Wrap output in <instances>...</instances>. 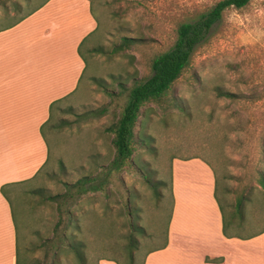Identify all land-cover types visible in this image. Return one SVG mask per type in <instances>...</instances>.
I'll list each match as a JSON object with an SVG mask.
<instances>
[{
    "label": "rangeland",
    "instance_id": "rangeland-1",
    "mask_svg": "<svg viewBox=\"0 0 264 264\" xmlns=\"http://www.w3.org/2000/svg\"><path fill=\"white\" fill-rule=\"evenodd\" d=\"M46 1L0 0V29ZM87 1L96 28L80 46L79 87L52 108L46 165L7 192L21 263L143 264L167 240L176 158H200L214 170L230 229L245 236L263 229L264 0L224 12L169 101L142 110L138 147L120 171L110 168L116 156L108 129L127 91L151 76L154 57L172 48L180 24L221 0ZM85 178L104 189L72 188Z\"/></svg>",
    "mask_w": 264,
    "mask_h": 264
},
{
    "label": "crops",
    "instance_id": "crops-1",
    "mask_svg": "<svg viewBox=\"0 0 264 264\" xmlns=\"http://www.w3.org/2000/svg\"><path fill=\"white\" fill-rule=\"evenodd\" d=\"M95 28L87 0H47L0 29V264H17L19 256L7 192L35 179L46 165L41 128L51 106L79 87L85 69L79 47ZM215 189V173L200 158L172 161L167 240L143 264H264V228L248 236L229 228L225 236Z\"/></svg>",
    "mask_w": 264,
    "mask_h": 264
},
{
    "label": "trees",
    "instance_id": "trees-1",
    "mask_svg": "<svg viewBox=\"0 0 264 264\" xmlns=\"http://www.w3.org/2000/svg\"><path fill=\"white\" fill-rule=\"evenodd\" d=\"M251 1L252 0H221L211 10L202 14L197 19L184 22L179 25L177 29V37L172 48L155 56L151 63V76L146 80L135 84L127 91L121 116L117 123L108 129V132L113 136L112 144L115 149L116 156L115 160H113L110 165L111 170L120 171L126 168L129 160L133 158L134 152L138 147L135 130L138 127L139 117L141 116L142 110L147 105H165L169 101L170 93L175 84L189 66L195 49L206 41L214 27L221 22L224 12L228 9H242L249 5ZM39 7H37L34 11H36ZM34 11L29 13V15H31ZM124 41L127 40L124 39ZM79 55L83 58L80 47ZM54 105L55 104L51 106V111ZM46 125L47 122L41 128L43 134ZM128 167L132 168L131 164ZM215 180L217 186L218 179L216 174ZM86 186L87 191L96 192L104 189L103 186H97L94 183V180L88 178L81 180L72 188ZM215 197L217 199L216 189ZM217 202L223 213V233L228 237L230 218H227L224 214V209L218 199ZM140 231H143V229L141 228ZM129 242L131 244L129 243L128 247L132 248V238H130ZM137 246L138 244L135 243L134 248ZM134 248H132V251ZM129 257V259L133 262L135 258L134 254H130ZM79 259L82 260V258ZM17 264H22L19 256Z\"/></svg>",
    "mask_w": 264,
    "mask_h": 264
}]
</instances>
